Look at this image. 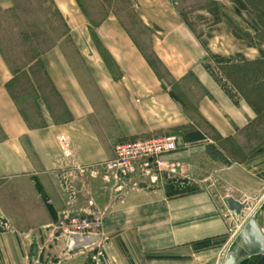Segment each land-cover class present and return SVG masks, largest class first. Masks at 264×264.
<instances>
[{"label":"crops","instance_id":"obj_1","mask_svg":"<svg viewBox=\"0 0 264 264\" xmlns=\"http://www.w3.org/2000/svg\"><path fill=\"white\" fill-rule=\"evenodd\" d=\"M53 1L68 33L40 57L55 91L32 101V125L0 52V264H223L252 215L264 234V110L229 71L264 68L254 15L212 0L223 17L198 34L171 0H110L99 45L77 0ZM172 90L195 97L202 119ZM194 130L204 138L188 140ZM169 134L176 151L108 177L118 144ZM229 197L251 205L237 216ZM95 214L101 240L69 250L59 221ZM242 246L236 264H264Z\"/></svg>","mask_w":264,"mask_h":264},{"label":"rangeland","instance_id":"obj_2","mask_svg":"<svg viewBox=\"0 0 264 264\" xmlns=\"http://www.w3.org/2000/svg\"><path fill=\"white\" fill-rule=\"evenodd\" d=\"M81 1L94 20L101 19L109 9L104 2L99 0ZM176 1L184 16L198 34L206 25L223 17L221 9L213 8L206 0L201 2V6H197L194 0ZM260 1L241 0L240 2L248 7L250 3L254 5L261 4ZM262 2L264 3V0ZM0 11V42L18 68L25 62L26 57H31L40 50L49 47L51 43H55L60 37L64 36L68 30L59 16V11L53 0H12L10 10L3 11L0 9ZM36 71L43 79L40 66L37 65ZM229 71L238 86L243 89L245 95L254 103L263 107L264 110V68L255 70L254 68L240 67L238 69L231 68ZM21 72L20 70L17 81L13 86L18 95H20V89L23 87L27 92L29 90V87L26 86L27 78ZM255 76L258 77L259 84L254 83ZM20 101L29 116L36 112V108L32 106V101Z\"/></svg>","mask_w":264,"mask_h":264},{"label":"trees","instance_id":"obj_3","mask_svg":"<svg viewBox=\"0 0 264 264\" xmlns=\"http://www.w3.org/2000/svg\"><path fill=\"white\" fill-rule=\"evenodd\" d=\"M101 2H104L105 4L109 3L110 0H99ZM172 3L174 4L175 8L178 10V12L180 13V15H182V17L188 21L186 19V17L183 14L182 9L178 6V2L176 0H171ZM208 2L209 5L213 6V8H220L219 5L217 3H214L212 0H206ZM235 3H237L242 9H246L249 10L254 17L258 20V22L262 25V28L264 30V3L262 2V0L260 1L261 4L258 5H254L252 3L248 4V7H245L244 4H242L240 1L241 0H233ZM78 4L80 5L82 11L84 12V14L86 15L91 27H92V35L95 39V41L99 44L98 39L96 37L94 28L96 26H98L106 17H107V13L99 20H94L90 13L87 11V9L84 7V3L81 0H77ZM194 2L196 3L197 6H201V2H203V0H194ZM208 5V6H209ZM1 12V11H0ZM59 16L61 17V19L64 21L65 27L68 29L67 23L65 22L63 16L59 13ZM219 20V19H218ZM68 30L66 32V34L62 37H60L55 43H51L49 45V47H46L42 50H40V52H37L36 54L32 55L31 57H26L25 62L21 65V67L18 68V66L14 65V63L12 62L10 56L8 55V53L6 52V50L4 49L2 43L0 42V52L5 60V62L7 63V65L9 66V68L11 69L13 75H14V82H12V84L10 85V93L12 95V97L14 98V100L16 101V103L18 104V107L20 108V111L22 112V114L24 115L26 121L32 125V120L31 117L26 113V111L23 108V105L21 103L20 100H23L24 102H30L33 101L35 102V100L37 99V97L39 95L45 96L46 93L49 91L50 87L52 88V91H55L52 83L50 81V79L48 78L42 63L40 61V57L41 55H43L46 51H48L49 49H51L52 47L56 46L57 44H59L62 39L67 35ZM100 45V44H99ZM102 52L106 58V61L108 64H110V66L113 65V62L111 61L110 57L108 56V54L105 52V50L102 49ZM40 66V70H42L43 73V80L42 76L39 74V72L36 71V67ZM20 70L22 71L21 73L25 74L26 78H27V85L29 87V90L27 92V90H24L25 88H21L20 89V95H18L15 91V89L13 88L14 84L17 81V76L18 73L20 72ZM188 80L192 81L191 83H193L194 87H199V84L196 80V78L190 76L188 77ZM48 86V87H47ZM20 88V87H19ZM171 94L174 98L178 99L180 102H182L185 107L186 110L194 117H198L200 120L202 119L200 112H199V108H198V103L194 97L193 98L186 96L184 91H180V93L176 92L175 90L171 91ZM186 98V101H184L182 98ZM247 97V96H246ZM248 98V97H247ZM248 101L250 102V104L257 110V111H261L263 110V107L259 106L258 104L254 103L250 98H248ZM204 134L202 131L200 130H194V132L192 133H188L186 135V138L188 140H198V139H203L204 138Z\"/></svg>","mask_w":264,"mask_h":264},{"label":"built area","instance_id":"obj_4","mask_svg":"<svg viewBox=\"0 0 264 264\" xmlns=\"http://www.w3.org/2000/svg\"><path fill=\"white\" fill-rule=\"evenodd\" d=\"M179 142L180 135L169 134L120 143L115 148V157L105 162L107 175L110 179L122 181L135 171L136 163L170 154L178 149ZM65 149L67 150L66 146ZM101 227L100 214L64 219L57 225L61 235L68 241L74 236L98 235Z\"/></svg>","mask_w":264,"mask_h":264},{"label":"water","instance_id":"obj_5","mask_svg":"<svg viewBox=\"0 0 264 264\" xmlns=\"http://www.w3.org/2000/svg\"><path fill=\"white\" fill-rule=\"evenodd\" d=\"M230 211L237 216H241L243 211L251 205V201L245 199L244 201H238L234 197L227 199ZM101 240L99 235H87V236H74L69 240V250H74L79 247H91L97 244ZM237 246L229 250L224 258L223 264H236L237 259L241 256L242 244L244 247L256 248L264 255V234L260 229L255 215L250 217L239 233Z\"/></svg>","mask_w":264,"mask_h":264}]
</instances>
